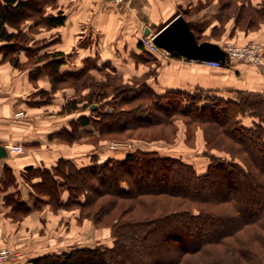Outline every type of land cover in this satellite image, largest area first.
<instances>
[{"label": "trees", "instance_id": "1", "mask_svg": "<svg viewBox=\"0 0 264 264\" xmlns=\"http://www.w3.org/2000/svg\"><path fill=\"white\" fill-rule=\"evenodd\" d=\"M51 1L0 0V39L5 42L1 49L15 66L20 67L18 53L22 51L39 62L32 75L48 73L54 91L63 82L83 79L87 69L63 72L62 66L68 61L66 54L55 52L37 56L35 49L27 44L29 38L23 30L26 21H40L51 27L64 23L63 13H47L45 6ZM192 28L196 34L194 24ZM142 45V57L150 60L152 52ZM104 66L110 68L115 76L107 83L99 84L102 89L84 94L85 107H89L91 113L73 120L71 130L60 134L76 137L80 128L89 123L94 124L101 134L118 132L125 123L148 121L150 117L157 116L155 113L164 118L201 111L211 120L218 118V115L212 116L213 113H221L227 116L216 121L220 122V133L236 140L250 163L231 155L212 161L206 172L198 173L191 164L179 158L163 156L155 151H135L122 159H95L82 166L65 158H60L50 167L28 166L24 176L32 183L33 189L38 194L56 197L60 205L90 207L99 199L103 200L94 212L97 220L105 217L111 209L122 207L120 201H130L117 216L119 221L115 223L112 246L76 247L42 254L32 258L31 262L171 264L169 260L163 262L162 256L174 249L178 253L176 263H179L182 258L196 255L212 243L225 245V252L229 242L224 241L235 236V243L232 241L228 249L231 250L229 255L224 252L216 254L215 251L214 264H264V94L237 90L236 96L226 97L215 90L176 87H165L159 91L146 78L136 87H130L123 80L122 73L109 63ZM48 93L43 91V94ZM81 99L68 100L67 109H79ZM113 100H121L122 104L130 107L126 110L118 108V112L106 110L104 104ZM94 103L100 104L92 108ZM246 116L252 117L251 122L244 120ZM146 123L154 122L149 120ZM11 173L10 168H6L3 184L15 182ZM64 187L70 191L67 200L62 197ZM19 194L17 191L6 196L5 202L15 211H30L28 203L21 200ZM108 195L113 197L106 203L104 197ZM222 202H226L225 205ZM137 205L143 206V211L139 215H131V221L121 222L120 219L135 211ZM260 220L262 230L257 232ZM249 228L253 229L250 239L241 237ZM255 241L259 246H254ZM141 245H146L147 253L139 251Z\"/></svg>", "mask_w": 264, "mask_h": 264}, {"label": "rangeland", "instance_id": "2", "mask_svg": "<svg viewBox=\"0 0 264 264\" xmlns=\"http://www.w3.org/2000/svg\"><path fill=\"white\" fill-rule=\"evenodd\" d=\"M47 6H45L46 11ZM177 13L183 14L187 20L195 25L199 41L216 42L225 48L252 47L256 50L253 57L260 58L261 65L258 66L249 57L228 59L227 64L222 66L202 63L203 65H199L201 79H214L222 87L210 88L209 90L223 94L226 91L223 89L224 86H228L230 83V86L236 88L235 90H228V93L233 94V96H236L237 90L264 94V72L261 73L262 70H260V68H264V0H189L180 6ZM24 32L26 37L30 38L32 30ZM21 53H18V57ZM176 60L184 59L165 56L162 51L152 53L150 60L141 63L136 61L135 65L126 64V74L122 78L130 87H136L143 80L152 78V85L161 91L158 82H156L158 86H155V81H159V77L163 73L174 69L173 65ZM33 64L35 63L20 62V67L26 69ZM89 67L83 79L68 80L54 90L57 93L59 90L68 89L58 93L56 97L57 105L55 108L57 112L61 111L62 102H68L71 98L83 99L87 93L93 90L97 91L99 88L102 89L99 84L107 83L109 79L115 76L107 66L99 70ZM243 81L253 84V88L239 89L242 87ZM69 88L75 90V93H72ZM42 97L49 101L53 98L51 93L45 96L42 94ZM110 97L112 98V96ZM82 99L78 110L83 109L85 111L86 109L87 111L85 100L83 99V102ZM104 100L106 101V99ZM103 107L108 111L118 112V108L119 110H126L130 105L122 104L121 100L119 102L113 100L105 103ZM64 111L67 110L63 109L62 112ZM149 113L147 114L149 115ZM75 114L77 113H71V115ZM155 114L158 117L154 115L153 118H147L148 121L156 122L155 124L146 123L148 121H129L130 123H125V126L120 128L118 132L101 134L98 131L96 136L90 135L93 132L86 131V129L85 131L79 130L76 137H65V143L68 144L69 151L74 154L79 166L85 165V162L87 165L95 159L98 161L108 158L122 159L129 152L135 151H155L163 156L179 158L191 164L198 173L206 172L212 161L228 158L231 155L238 157V159L241 158L247 164L250 163L245 152L241 149V145L236 140L221 134L220 122L216 121L225 119L227 115L222 116L221 113H213L212 116L218 115V118L211 120L201 111L187 115L176 114L164 118L160 117V113ZM244 120L251 122L252 117L246 116ZM92 130L97 131L94 124H92ZM59 180L62 178L59 177ZM22 191H20L19 198L23 201L27 200L26 202L31 208L30 211L24 209L15 211L8 204L11 207L10 211L0 212V249L10 251L6 258L0 260V264H33L31 259L42 254L59 253L76 247L96 248L101 246L104 248L105 246H112L115 240V223L117 224L119 221L117 216L130 202L120 201L122 207L111 209V211L108 209L109 212L104 215L105 217L97 220L94 212L103 202L101 199L90 207L71 204L60 205L57 198L52 195L38 194L34 189L30 192L27 187ZM69 194V189L64 187L63 199L67 200ZM112 197L111 195L104 197L106 203ZM37 199L39 202L36 203ZM222 203L225 205L226 202ZM108 207L111 208V206ZM142 209L143 206L137 205L135 211L126 213L125 217L120 219L121 222L131 221L130 216L134 213L139 215L143 211ZM261 222L262 220L259 221L260 226H258L257 232L262 230ZM252 230L249 228V231L242 234L241 237L250 239ZM235 238L233 236L224 241V243L229 242L225 252V245L212 243L198 251L196 255H188L182 258L181 261H178L179 263H176L178 253L174 249L171 253L163 255L162 260L163 262L169 260L171 264H214L215 251L216 254L224 252L229 255L231 250L228 249L231 248L232 241L235 243ZM254 243V246H259L258 241ZM145 246L141 245L139 251L147 253Z\"/></svg>", "mask_w": 264, "mask_h": 264}, {"label": "crops", "instance_id": "3", "mask_svg": "<svg viewBox=\"0 0 264 264\" xmlns=\"http://www.w3.org/2000/svg\"><path fill=\"white\" fill-rule=\"evenodd\" d=\"M187 1L126 0L117 4L106 0H52L47 6V13H63L64 23L51 27L30 20L23 25V30H32L28 44L35 49L37 56L63 52L66 58H71L62 66L63 72L87 69L89 66L99 70L109 63L125 75L126 64L135 65L136 61L141 63L147 60L142 57L143 36L160 31L178 15L180 6ZM3 44L5 42L0 39V144L6 148L9 144L17 143L25 147L20 153L10 152L7 148L8 154L0 159V212H9L11 207L5 202L6 196L19 190L23 192L25 187L30 192L33 190L32 183L24 176L28 166L50 167L57 164L60 158L73 159L77 163L65 143V135L60 133L71 130L73 120L91 112L89 107L87 111L82 109L83 112L78 109L70 111L66 106L67 101L61 103V111L57 112L56 97L68 89L55 93L48 73L33 76L39 62L26 51H22L20 62L35 64L26 69L12 64L1 49ZM174 57L184 60H176L172 64L174 69L163 73L159 81H155L159 83L155 86L186 90L222 88L214 79H201L199 65L203 64L200 61L171 56ZM263 69L260 68L261 73ZM152 81V78L148 79L151 85ZM241 85L239 89L253 88V84L247 81ZM223 89L226 90L223 96L231 97L233 94H229L228 90L236 88L229 83ZM71 90L75 93V90ZM43 91L51 93L53 98L49 101L42 97ZM93 105L97 107L99 104L91 105L95 108ZM63 109L69 113L62 112ZM72 112L77 114L71 115ZM85 129L93 132L90 135L98 134L92 130L91 123L80 128L81 131ZM6 168H10L11 174H14L15 182L3 184Z\"/></svg>", "mask_w": 264, "mask_h": 264}, {"label": "water", "instance_id": "4", "mask_svg": "<svg viewBox=\"0 0 264 264\" xmlns=\"http://www.w3.org/2000/svg\"><path fill=\"white\" fill-rule=\"evenodd\" d=\"M154 43L174 56L197 61H219L224 65L227 63L225 48L216 42L199 41L191 22L183 14H178L155 33ZM7 154L6 146L0 144V159Z\"/></svg>", "mask_w": 264, "mask_h": 264}, {"label": "built area", "instance_id": "5", "mask_svg": "<svg viewBox=\"0 0 264 264\" xmlns=\"http://www.w3.org/2000/svg\"><path fill=\"white\" fill-rule=\"evenodd\" d=\"M112 3H117V4H122L126 0H106ZM142 43L147 48L150 52L152 53H157L159 51H162L165 56H174L167 50L160 48L157 44L154 43V35L148 34L143 36L142 38ZM225 48V47H224ZM227 51V60L228 59H234V58H242V57H249L251 58L252 61L255 62V64L261 65V61L259 60L260 58H254L253 56L255 55L256 50L252 49V47H230V48H225ZM203 64L207 65H213V66H222V64L219 61H200ZM22 114V113H19ZM8 150L13 153H20L25 150L23 144H9L7 146ZM10 254V251L8 249H0V260L6 258Z\"/></svg>", "mask_w": 264, "mask_h": 264}]
</instances>
